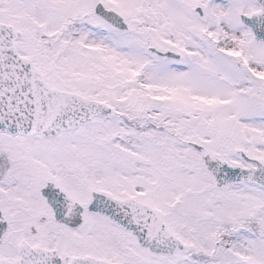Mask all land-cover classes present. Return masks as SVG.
Listing matches in <instances>:
<instances>
[{"label": "snow or ice", "instance_id": "6c2138e0", "mask_svg": "<svg viewBox=\"0 0 264 264\" xmlns=\"http://www.w3.org/2000/svg\"><path fill=\"white\" fill-rule=\"evenodd\" d=\"M0 264H264V0H0Z\"/></svg>", "mask_w": 264, "mask_h": 264}]
</instances>
